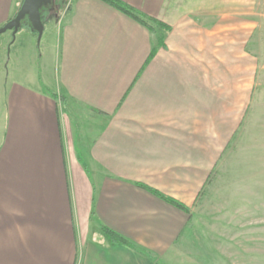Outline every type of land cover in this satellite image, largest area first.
I'll return each mask as SVG.
<instances>
[{
  "label": "crops",
  "instance_id": "1",
  "mask_svg": "<svg viewBox=\"0 0 264 264\" xmlns=\"http://www.w3.org/2000/svg\"><path fill=\"white\" fill-rule=\"evenodd\" d=\"M121 1L162 26L75 0L35 44L0 33V264H171L264 101L259 0ZM23 2L0 0V29Z\"/></svg>",
  "mask_w": 264,
  "mask_h": 264
},
{
  "label": "rangeland",
  "instance_id": "2",
  "mask_svg": "<svg viewBox=\"0 0 264 264\" xmlns=\"http://www.w3.org/2000/svg\"><path fill=\"white\" fill-rule=\"evenodd\" d=\"M74 1L67 2L58 21L64 22ZM258 19L264 21V0H259ZM49 20L56 19L46 22ZM10 32L6 36L12 39ZM17 35V48L26 45V35L35 38L34 44L36 39L39 42L25 28ZM260 55L255 82L259 89L264 83V54ZM190 212L189 225L175 255L172 253L171 264H264V101L252 115L247 110L241 132L227 147ZM234 247L238 251L234 252Z\"/></svg>",
  "mask_w": 264,
  "mask_h": 264
},
{
  "label": "trees",
  "instance_id": "3",
  "mask_svg": "<svg viewBox=\"0 0 264 264\" xmlns=\"http://www.w3.org/2000/svg\"><path fill=\"white\" fill-rule=\"evenodd\" d=\"M69 0H52V4L48 7H44L41 10V18L43 22L45 23L47 19H50L51 17L57 19L60 18L63 10L65 8H68V2ZM115 9L121 11L128 17L134 19L135 21L139 22L140 24L148 27L151 30H154V26H162L158 21L155 19L151 18L150 16L144 14L140 10L132 7L131 5L121 1V0H101ZM67 6V7H66ZM27 29L28 32L33 33L38 37V33L33 29L30 21L28 18L24 19L22 22V27L21 29ZM163 200L167 201L168 203L172 204L173 206L177 207L180 210H183L185 212H189V209L186 208L182 203L179 201H176L172 198L165 197L157 192H153ZM104 232L110 236V238L116 242V243H127L124 239L116 235L114 232L108 230L107 228H103Z\"/></svg>",
  "mask_w": 264,
  "mask_h": 264
},
{
  "label": "water",
  "instance_id": "4",
  "mask_svg": "<svg viewBox=\"0 0 264 264\" xmlns=\"http://www.w3.org/2000/svg\"><path fill=\"white\" fill-rule=\"evenodd\" d=\"M51 4L52 0H24L14 19L1 28L0 33L11 31L15 36L21 29L23 20L28 18L33 29L38 33V40H40L45 27L41 18V10Z\"/></svg>",
  "mask_w": 264,
  "mask_h": 264
}]
</instances>
